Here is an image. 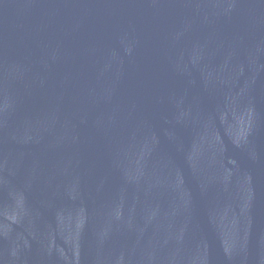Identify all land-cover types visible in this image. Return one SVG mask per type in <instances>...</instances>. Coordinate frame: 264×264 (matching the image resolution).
Returning <instances> with one entry per match:
<instances>
[{
	"label": "water",
	"instance_id": "water-1",
	"mask_svg": "<svg viewBox=\"0 0 264 264\" xmlns=\"http://www.w3.org/2000/svg\"><path fill=\"white\" fill-rule=\"evenodd\" d=\"M0 264H264V0H0Z\"/></svg>",
	"mask_w": 264,
	"mask_h": 264
}]
</instances>
